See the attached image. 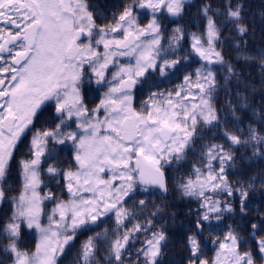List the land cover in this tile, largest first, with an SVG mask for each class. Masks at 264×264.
Segmentation results:
<instances>
[{"label": "snow or ice", "instance_id": "snow-or-ice-1", "mask_svg": "<svg viewBox=\"0 0 264 264\" xmlns=\"http://www.w3.org/2000/svg\"><path fill=\"white\" fill-rule=\"evenodd\" d=\"M197 9L189 31V0H0V264H59L105 224L76 264H99L101 252L105 264H164L170 191L195 202L175 234L181 264H264V202L252 207L264 178L232 179L247 154L264 165V108H252L224 53L231 39L237 60L256 59L245 5Z\"/></svg>", "mask_w": 264, "mask_h": 264}, {"label": "trees", "instance_id": "trees-1", "mask_svg": "<svg viewBox=\"0 0 264 264\" xmlns=\"http://www.w3.org/2000/svg\"><path fill=\"white\" fill-rule=\"evenodd\" d=\"M98 2L101 3H107L109 0H98ZM112 2H115V0H112ZM125 2H128V0H125ZM205 2V0H189L190 5V13L189 16L184 20L180 21V23H185L188 25L189 31H197V28L195 24L189 23V21H195L197 24L199 23L198 20H196L195 13L197 12V6L202 5ZM213 7H218L220 5L221 0H210ZM241 2L245 5V15L247 17V22L250 25L249 35L245 37L248 43V51L253 56H256L255 60L250 61H244L243 59L237 60V53L234 49L229 47L228 45L232 43L231 39H228V42L224 45V53L225 58L227 60H231L232 64L235 67V70L240 73V81L242 84H247L248 88L244 89L241 87L240 91H246L249 102L252 105V108L260 109L264 108V71L260 69L258 66L259 64V56L256 54L259 51H264V0H241ZM100 22V21H99ZM143 22H147L146 19L143 20ZM104 23V21L100 22ZM167 27L168 30L171 31V28L175 25L170 23L169 20H164L163 22ZM233 35L231 27H228L224 30L222 39L224 38H230ZM198 65H193V68L197 67ZM191 70V69H190ZM218 72L220 75L226 74L224 69H218ZM179 80H174L172 83H166L161 86V90L164 88H171L175 85L179 84ZM221 84H223V80H221ZM236 82L233 81L232 87L235 88ZM93 89H95V86H92ZM104 89L91 90L87 93L90 106H95L99 102L100 96H102ZM146 98L142 95H137L136 98V104L137 106L140 103V100ZM225 100V96L223 92L219 93V104L223 105ZM252 108L248 110V114H251ZM245 123H248V116H244ZM27 143V141H25ZM26 151L25 148H20V153L17 154L16 159L19 160L22 158L23 152ZM243 153V149H241V152L237 155ZM250 155V154H247ZM247 155L246 159L244 161L237 160L236 164V175L232 177V179H242L243 176H241V170H245L247 176H256L260 178H264V165L259 164H251L249 165L247 163ZM64 157L62 156V159ZM192 160L190 158L189 163H191ZM186 167L184 169H181V171H185ZM16 169L13 168V175L15 177ZM260 184L259 182L256 184V188L258 189L255 193H253V200H252V207L255 208L259 206L262 202L261 199V192L259 191ZM159 193H157V197H159ZM161 200L158 198L157 203H160ZM164 203H168L172 205V208L168 210V214L171 215L172 212L176 213L177 222L176 225H173L170 231V236H172V241L169 243V246L164 250L165 251V257H164V264H181V260L183 257V248L179 244L178 239L176 238V233L182 230L183 227H186L188 225V220L185 219V213L188 211L189 207L194 208L195 202H190L187 199L181 200L180 194L175 191H170L166 198L163 199ZM51 207V205H49ZM2 211H7V207L4 206L3 208H0ZM230 222V221H229ZM109 225H101L100 228H94L93 232L95 231H101L102 228L108 227ZM93 232H85L83 235L79 236V239L75 240L73 242L74 247L71 248L70 251L66 249L67 254L62 256L59 260V264H76V255L78 253L79 247L81 243L87 239L89 235H92ZM207 236V233L205 234ZM36 234L33 232L30 235L25 237V247L28 249H33L36 242ZM212 246L209 245V251L208 256L211 257L214 255V251L211 250ZM104 253L101 252L97 260L99 264H105L104 262ZM0 259H4L3 254H0Z\"/></svg>", "mask_w": 264, "mask_h": 264}, {"label": "flooded vegetation", "instance_id": "flooded-vegetation-1", "mask_svg": "<svg viewBox=\"0 0 264 264\" xmlns=\"http://www.w3.org/2000/svg\"><path fill=\"white\" fill-rule=\"evenodd\" d=\"M100 22H102V21H100ZM104 22H105V21H104ZM0 27H5V25H3L2 22H0Z\"/></svg>", "mask_w": 264, "mask_h": 264}]
</instances>
